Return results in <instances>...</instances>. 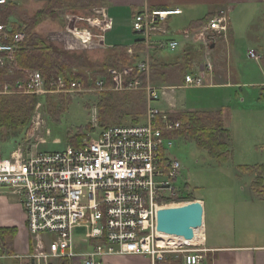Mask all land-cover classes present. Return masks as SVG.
<instances>
[{
	"label": "built area",
	"instance_id": "built-area-1",
	"mask_svg": "<svg viewBox=\"0 0 264 264\" xmlns=\"http://www.w3.org/2000/svg\"><path fill=\"white\" fill-rule=\"evenodd\" d=\"M4 2L0 0V5ZM180 14L179 9L146 10L135 15L132 30L142 44H147L160 24ZM65 21L66 33L81 49L95 46L94 39L104 43V35L111 28L105 13L104 27L98 19L76 14L66 15ZM83 22L101 29L102 34L93 35L90 28L80 27ZM226 31L227 18L221 14L208 23L198 40L208 48ZM24 39L22 32L12 34L8 26L0 25V67L13 60ZM177 47L176 41L166 44L170 51ZM248 56L259 60L252 51ZM138 68L146 72L147 62ZM211 71L206 63L187 73L184 88L204 87L205 75ZM132 84L141 88L138 82L130 83L129 88ZM104 85L102 79L97 80L94 89L102 91ZM50 87L56 91H46L41 74L31 73L13 86L0 84V95L84 91L80 81L63 76L55 78ZM145 90L143 124L109 126L86 134L78 147L67 145L59 151L26 155L17 151L8 159L0 157V194L19 199L29 235L26 253L15 256L22 264H58L61 260L66 264H103L105 257L113 255L149 256L153 264H164L167 253L178 254L183 264L202 263L206 252L203 244L169 248L158 243V211L191 201L182 194L187 184L177 186L181 165L168 153L176 140L170 135L180 132L181 124L150 105L160 99L165 88Z\"/></svg>",
	"mask_w": 264,
	"mask_h": 264
},
{
	"label": "rangeland",
	"instance_id": "rangeland-1",
	"mask_svg": "<svg viewBox=\"0 0 264 264\" xmlns=\"http://www.w3.org/2000/svg\"><path fill=\"white\" fill-rule=\"evenodd\" d=\"M101 1L5 0L3 5L6 6V12L4 14L10 30L13 26L20 27L23 21L32 18L46 5L52 4L55 18L51 17L39 23L33 32L57 49L78 59L72 68L66 69V72L79 75L77 80L81 82V88L84 91L38 95L12 94L11 96H32L35 103L26 126L19 132L20 135L16 139H6L0 136V157L8 159L11 153L17 151H21L23 155L32 151H59L67 145L70 146L69 139L76 137L79 133L85 136L98 133L106 126L143 124L147 109L145 89L147 87L156 90L165 88L164 96L162 95L157 102L150 104L153 109L162 111L163 114L173 118H178L185 111L220 110L218 112L222 114L223 124L229 130L224 126L215 128L218 141L227 147V151L224 152L227 154V159L219 161L211 157L208 151L198 149L194 142L188 140L186 134L190 125L178 120L182 127L180 137L173 141L168 153L181 165L177 186L183 188L184 184H187L182 194L188 201L208 197L211 205L215 199H209V195L211 197L214 195V198L229 196L232 200H239L243 195L242 190L251 189V183L256 175V188L264 190V171L259 168L254 169L256 165H264V147L262 146L264 141L261 139L264 137V121L262 110H260L264 107V98L260 97L264 93L255 85L247 84L240 87H203L202 90L180 89L182 88L180 82L187 70L177 67L174 63L168 64L167 61L180 57L184 46L181 43V36L170 33L167 38L173 37L180 41L175 51H170L165 46L159 50L149 41L147 44L140 42L136 46L137 50L127 49L122 54L119 50L107 47L108 44L118 45L120 37L118 27L109 33L107 31V35L105 33L104 43L98 44L97 39H94L95 46L91 49H81L66 33L65 16L75 13L81 17L98 19L101 21V27H104V8L101 6ZM79 26L90 28L93 35L102 34L101 29L92 28L85 22ZM69 27H73L72 22ZM127 34L131 37L136 36L130 32ZM113 35H117V38ZM216 42L218 43V40ZM241 48L245 49L241 47V42H236L234 50L238 55H234V58L236 60L239 58L238 71L245 74L251 72L258 74L252 61L242 56ZM121 56H124L125 61ZM144 60L147 62L148 70L142 73L138 65ZM7 70L11 80H25L31 73H40L36 70L21 71L14 60L9 62ZM213 71L214 68L211 72ZM100 79L105 83L102 91L94 89L95 81ZM205 79L209 82L207 78H204V85L208 83H205ZM233 79L235 80L234 74ZM53 80L52 78L45 84L46 91H56V88L50 87ZM245 80L243 77L242 81ZM136 82L141 83V88L135 89L134 84L132 88H129L130 83ZM67 87L68 83L65 88ZM107 94L111 95V99L105 100L103 104L108 108L99 114V102ZM169 97L173 98L175 107L169 106ZM241 98L245 100V104L242 110L237 111L236 108L240 107ZM100 118L105 127L100 125ZM214 119L216 117H212L213 121ZM242 165L252 168L242 169L239 167ZM210 211V220L215 219L217 214L211 206ZM239 211L243 212L236 206L237 219ZM211 224L212 222L209 221L208 226ZM176 255L167 253L166 258L179 257Z\"/></svg>",
	"mask_w": 264,
	"mask_h": 264
},
{
	"label": "crops",
	"instance_id": "crops-1",
	"mask_svg": "<svg viewBox=\"0 0 264 264\" xmlns=\"http://www.w3.org/2000/svg\"><path fill=\"white\" fill-rule=\"evenodd\" d=\"M103 8L106 18L111 23L107 33L116 27L120 30L118 45L108 44L107 47L111 49L123 47L129 50L135 49L141 42L139 36L131 37L127 34V32L134 34L132 23L136 14L146 10L179 9L181 14L160 24L157 32L150 38L154 46L161 50L168 42L179 41L173 37L167 38L169 33L182 37L181 43L184 46L182 55L173 61L168 60V64L174 63L177 67L184 68L187 70L186 75L190 71H196L200 65L209 63L214 71L205 75L209 80L208 82L205 79V83L208 82L205 88L240 87L247 84L255 85L264 93V0H104ZM221 14L227 18V31L218 38V43L214 44L213 49L207 48L198 40L199 34L215 16ZM208 17L211 20L206 23ZM113 37L117 38V35ZM236 42H241V47H245V49L241 48L242 56L252 61L258 74L238 71L239 58L237 60L234 58V55H238L234 50ZM250 51L255 53L259 60L251 59L248 56ZM160 58L163 59L161 56ZM241 75L246 79L245 81H242ZM180 83L182 87L180 89H184V77ZM197 89L202 90L203 87ZM164 94L163 91V96ZM260 97L264 98V95ZM168 100L170 107L176 106L172 97ZM239 104L237 111L243 109L245 100L241 98ZM260 110L264 121V107ZM218 111L220 110H196L185 113ZM261 139L264 141V137ZM262 146L264 147V143ZM239 167L252 168L245 165ZM258 167L264 165H256L254 169ZM256 180L257 175L251 183V189L242 190L243 195L239 200H232L229 196L214 198V195L212 197L209 195V199H215L211 205L208 197L197 200L203 208V241L205 239L203 249L206 250L201 264H208L206 257L210 264H264V199L254 188ZM210 206L217 214L216 218L211 220ZM236 206L243 210L241 213L239 211L238 219ZM209 221L212 222L210 226H208ZM0 230L16 231L15 237L9 243L12 255H3L0 264H22V261L15 256L26 253L29 235L19 199L15 196L0 194ZM103 264H153V262L149 256L113 255L105 257Z\"/></svg>",
	"mask_w": 264,
	"mask_h": 264
},
{
	"label": "trees",
	"instance_id": "trees-1",
	"mask_svg": "<svg viewBox=\"0 0 264 264\" xmlns=\"http://www.w3.org/2000/svg\"><path fill=\"white\" fill-rule=\"evenodd\" d=\"M103 1L101 6L103 7ZM6 6L0 5V25L8 26V22L5 16ZM54 7L52 4L46 5L43 9L39 10L32 18L22 22L20 27L13 26L11 33L22 32L25 35L24 41L19 45L18 49L13 55V60L16 66L21 70H36L40 71L45 84L50 79H55L59 76H63L69 80H77L79 75L74 73H67V68H72L77 62V58L73 55L61 51L49 44L46 40L39 37L33 32L34 28L41 22L55 18L53 14ZM75 14V13H73ZM52 15V16H51ZM54 15V16H53ZM210 17L205 20L209 22ZM24 27V28H23ZM113 50H119L124 54L126 48L113 47ZM136 47L134 50H137ZM133 51V50H132ZM125 61L124 56H121ZM22 76V75H21ZM23 80H11L8 76L7 66L0 67V84H9L13 86L15 82ZM11 96V95H10ZM0 95V136L6 139H16L20 134L19 132L26 126L29 116L33 110L35 99L32 96L13 95ZM104 97V96H103ZM101 98L99 102V114L105 108H108L103 104L105 100H110L111 95L107 94L104 98ZM212 117H216L214 121ZM173 121H181L184 124H189L186 137L188 140L194 142L198 149L206 150L210 156L216 158L219 161H225L227 159V147L224 143L218 141L215 128H222L224 126L222 114L220 112L208 113V112H196V113H184L178 118L170 117ZM100 125L103 127L102 118H100ZM105 127V126H104ZM224 132H227L224 130ZM175 139L180 137V132H176L170 135ZM84 136L79 133L76 137L69 139V144L72 147H78L81 144V140ZM261 171H264V167H258ZM262 181V180H261ZM254 188L256 192L264 199V190L257 189L255 184ZM191 200V199H190ZM193 201V200H192ZM15 230H0V252L2 255L11 256L10 241L15 237ZM206 262L208 259L206 257ZM164 264H183L180 257L167 258ZM58 264H66L61 260Z\"/></svg>",
	"mask_w": 264,
	"mask_h": 264
},
{
	"label": "water",
	"instance_id": "water-1",
	"mask_svg": "<svg viewBox=\"0 0 264 264\" xmlns=\"http://www.w3.org/2000/svg\"><path fill=\"white\" fill-rule=\"evenodd\" d=\"M214 48L212 44L209 46ZM203 225V208L199 201L158 211L156 231L166 235L182 237L187 241L194 239V229Z\"/></svg>",
	"mask_w": 264,
	"mask_h": 264
},
{
	"label": "bare ground",
	"instance_id": "bare-ground-1",
	"mask_svg": "<svg viewBox=\"0 0 264 264\" xmlns=\"http://www.w3.org/2000/svg\"><path fill=\"white\" fill-rule=\"evenodd\" d=\"M203 232H204L203 225H202V227L194 229V239L191 241H187L182 237L166 235L163 233H157V239H158V243L161 246H167L169 248L175 247V246H178L181 244L200 245V244H203V242H204L203 241Z\"/></svg>",
	"mask_w": 264,
	"mask_h": 264
}]
</instances>
